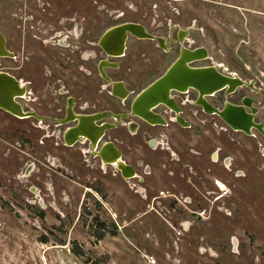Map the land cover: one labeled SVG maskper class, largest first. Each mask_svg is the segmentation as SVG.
<instances>
[{
	"label": "rangeland",
	"instance_id": "374dc122",
	"mask_svg": "<svg viewBox=\"0 0 264 264\" xmlns=\"http://www.w3.org/2000/svg\"><path fill=\"white\" fill-rule=\"evenodd\" d=\"M6 1L0 0L3 35ZM92 3L93 16L108 23L119 17L159 34L173 23L188 27L187 44L207 49L201 64L213 63L264 89V0ZM140 45L167 55L149 40ZM170 60L151 73L141 70L140 86ZM205 119L195 126L199 133H181L201 152L178 147L192 166L170 163L167 155L151 160L146 146L141 165L135 137L117 133L124 140L122 158L138 174L124 178L110 166L106 173L85 167L74 149L46 154L31 150L35 144L25 147L24 134L11 132L21 123L0 109V264H264V139L220 131L213 122L224 123L214 115ZM217 147L231 157L229 167L222 158L211 161ZM59 154L68 155L65 167L56 166ZM44 155L48 167L39 162ZM160 161L170 164L165 168Z\"/></svg>",
	"mask_w": 264,
	"mask_h": 264
},
{
	"label": "flooded vegetation",
	"instance_id": "af4514ba",
	"mask_svg": "<svg viewBox=\"0 0 264 264\" xmlns=\"http://www.w3.org/2000/svg\"><path fill=\"white\" fill-rule=\"evenodd\" d=\"M6 2L4 34L6 54L3 56L5 66L0 68V71L7 76L8 95L20 105L23 112L31 114L16 116L0 109L21 123L11 132L24 134L25 147L32 143L35 146L32 145V148L30 146L31 150L46 154H50L53 150L74 149L83 157L82 164L85 167L96 166L106 173L107 167L110 166L121 175L116 165L104 163L101 157L93 152L99 150L102 145L112 143L120 152L119 159L126 162L122 158L123 149L119 144L124 140L120 139L117 133H129L135 137L137 140L135 156L142 161L141 165L147 157V152L143 148L146 146L152 152L151 160L157 161L158 158L167 155L170 163L181 162L183 166H192L193 163L184 162L185 157L182 156V152L197 155L201 152L190 147L189 137L181 133H192V130L199 133L195 126L204 125L205 115H214L224 123L222 126L213 122L220 131L226 132L231 129L217 113L204 111L202 105L196 102L199 92L192 86L184 91L172 89L170 105L155 104L151 108L155 115L154 123L138 115L129 114L133 97L163 74L180 56L181 45L190 50L199 46L187 44L188 27H180L173 23L167 27L164 34L153 33L164 39L165 48L156 40L143 39L153 42L155 47L167 54L165 57L153 55L151 51L141 47L142 38L129 33L124 42L123 53L112 56L108 55L100 44L104 33L115 25L132 20H120L116 17L108 23L106 18L94 17L92 0H7ZM179 29H182L181 32L185 30L186 33H180ZM169 57L171 60L159 74L141 87L143 80L140 75L141 70L145 74L151 73L154 69L162 67ZM208 58L207 52V57L196 59L189 65L194 67L212 65L213 63H200ZM107 62H112L114 65H108ZM225 74L233 75L228 72ZM111 81L123 83L127 92L126 97L121 98L111 93ZM256 88L255 90L243 85L227 95L225 90L221 89L206 95V99L218 109L224 108L225 102L228 101L243 105L247 112H251V108L242 101L243 97H250L255 108L252 113L253 120L261 123L264 129V89ZM246 89L257 93L259 98L250 96ZM209 97H213L214 102L209 100ZM95 113L101 117L100 120L95 121L96 126L113 124L112 127L104 126L101 132H98L102 134L96 146L93 147L91 140L85 136H80L72 144H67L64 133L78 124L79 117L82 122H86L83 117ZM125 113L128 115L120 117V120L113 116V114ZM234 131H239L248 137L264 139V135L255 127H251L250 133ZM29 133L37 134L32 138ZM181 145L183 149L179 153L178 147ZM220 150L221 148L217 147L211 152V161L217 162L222 158V162L229 167L232 164L231 157L221 156ZM67 156L59 154L53 157L58 160L56 166L65 167ZM43 159L46 161L39 160V162L48 167L49 158L44 155ZM159 164L165 168L168 166L162 161ZM132 167L134 168L133 165ZM134 171L133 177H137L135 168Z\"/></svg>",
	"mask_w": 264,
	"mask_h": 264
},
{
	"label": "water",
	"instance_id": "95a60500",
	"mask_svg": "<svg viewBox=\"0 0 264 264\" xmlns=\"http://www.w3.org/2000/svg\"><path fill=\"white\" fill-rule=\"evenodd\" d=\"M179 29L180 33H186ZM134 35L142 39L156 40L158 44L165 48L164 39L146 30L145 26L139 22L127 21L119 25L109 28L103 35L100 44L105 49L108 55L119 56L123 53L124 42L127 34ZM179 40L182 42L181 36ZM6 54L4 47V35L0 32V57ZM207 57V49L204 46H198L192 50L181 45L180 56L165 70L163 74L154 79L151 83L145 86L137 95L133 97L130 103L131 115H138L150 123H154L155 115L151 108L157 103L171 104L170 91L178 89L186 90L189 86L198 90L199 96L196 102L201 104L204 111L207 113H217L221 119L234 130H240L245 133L251 132V127H255L264 135V129L261 123L253 120L252 113L255 108L252 106L250 97H243L242 101L245 105L251 108V112H247L243 105L232 104L228 101L222 109L214 107L206 99V95H211L214 92L224 89L225 94L233 92L237 87L247 85L252 89H257L254 86L253 80H245L240 76L233 74H225L218 70L215 65L204 66H190L189 63L200 58ZM108 65H114L112 62H107ZM111 93L121 98L126 97L122 82H113ZM263 92V90L261 89ZM0 108L16 116H26L31 113H25L7 93V76L3 71H0ZM264 109V107H263ZM128 114H113V116L120 120V117H125ZM86 122H82L79 117V122L76 126L69 128L64 133V139L67 144H72L74 140L79 139L80 136H85L91 140L93 147L101 136V129L105 127H112L113 124H104L103 126H96L95 121L100 120L98 113L84 116ZM94 154L101 157L104 163H113L120 171L122 177L128 178L135 175L132 165L119 159L120 152L114 147L112 143L102 145L99 150L93 151Z\"/></svg>",
	"mask_w": 264,
	"mask_h": 264
},
{
	"label": "bare ground",
	"instance_id": "6f19581e",
	"mask_svg": "<svg viewBox=\"0 0 264 264\" xmlns=\"http://www.w3.org/2000/svg\"><path fill=\"white\" fill-rule=\"evenodd\" d=\"M83 140V139H82ZM213 155H215V154H213ZM213 158H214V156H213ZM115 165V164H114ZM217 183V185L219 186V187H223L224 186V184L221 182V181H217L216 182Z\"/></svg>",
	"mask_w": 264,
	"mask_h": 264
},
{
	"label": "trees",
	"instance_id": "16d2710c",
	"mask_svg": "<svg viewBox=\"0 0 264 264\" xmlns=\"http://www.w3.org/2000/svg\"><path fill=\"white\" fill-rule=\"evenodd\" d=\"M100 236V235H99Z\"/></svg>",
	"mask_w": 264,
	"mask_h": 264
}]
</instances>
